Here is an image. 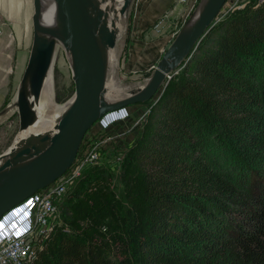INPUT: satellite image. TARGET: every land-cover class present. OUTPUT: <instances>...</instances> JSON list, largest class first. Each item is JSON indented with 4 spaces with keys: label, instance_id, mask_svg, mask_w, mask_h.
I'll list each match as a JSON object with an SVG mask.
<instances>
[{
    "label": "trees",
    "instance_id": "trees-1",
    "mask_svg": "<svg viewBox=\"0 0 264 264\" xmlns=\"http://www.w3.org/2000/svg\"><path fill=\"white\" fill-rule=\"evenodd\" d=\"M145 103L118 170L88 166L55 200L35 264H264V178L242 171L264 152V0L216 20Z\"/></svg>",
    "mask_w": 264,
    "mask_h": 264
},
{
    "label": "water",
    "instance_id": "water-1",
    "mask_svg": "<svg viewBox=\"0 0 264 264\" xmlns=\"http://www.w3.org/2000/svg\"><path fill=\"white\" fill-rule=\"evenodd\" d=\"M134 0H121L120 14ZM58 28L41 21L42 0H32L31 44L13 99L0 110V118L15 112L17 131L35 120L38 99L47 73L53 67L55 49L66 54L73 82L69 103L48 134L15 140L0 152V216L15 204L58 178L72 163L84 133L106 112L155 98L170 74L188 61L198 41L213 25L225 0H199L193 12L163 47L141 87L108 101L103 97L105 59L102 48H113L116 34L106 14L94 0H53Z\"/></svg>",
    "mask_w": 264,
    "mask_h": 264
},
{
    "label": "built area",
    "instance_id": "built-area-1",
    "mask_svg": "<svg viewBox=\"0 0 264 264\" xmlns=\"http://www.w3.org/2000/svg\"><path fill=\"white\" fill-rule=\"evenodd\" d=\"M254 1L258 4L263 0ZM243 5H237L234 1L230 10L241 8ZM176 30L171 33L169 39L174 36ZM8 36L10 37V34ZM131 108L119 107L99 117L84 133L75 157L67 169L53 182L27 196L0 216L2 219L10 213L3 223L0 222V233L9 232L8 236L0 239V264H35L47 236L58 223L55 222V200L74 184L85 168L105 162L111 170H118L122 158L114 159L111 155L115 145L120 146L124 155L127 144L131 142L125 133L128 129L118 128L130 117ZM148 108L147 106L143 115L135 120L129 134L139 130Z\"/></svg>",
    "mask_w": 264,
    "mask_h": 264
},
{
    "label": "rangeland",
    "instance_id": "rangeland-1",
    "mask_svg": "<svg viewBox=\"0 0 264 264\" xmlns=\"http://www.w3.org/2000/svg\"><path fill=\"white\" fill-rule=\"evenodd\" d=\"M138 0H134L131 4V6L128 8L126 13V26L124 29L123 34L119 37L118 41L115 45H117L119 50L118 55V61H117V68L116 71L112 75V80L115 83V86L121 87L123 85H127L129 83H140L143 82L144 79L150 74L152 68L149 66L148 60H152V56L157 53V49L155 48H142V32H140L138 26L136 24V11L138 10V4L136 5ZM199 0H196L194 5L189 10L188 14L185 17V20L188 18V16L193 12L195 9V6L197 5ZM237 5L248 3L249 1L253 0H225L223 5L221 6L216 19L221 18L224 14L227 12H230V8L233 5V2ZM163 16V15H162ZM163 17H157L154 20V25L156 22H160ZM216 21V20H215ZM183 23V22H182ZM181 23V24H182ZM159 27L163 30L160 32L161 35H166L171 33L177 29V27H180V22L178 25H175L172 29H170V26H164V24L161 26L159 24ZM169 27V28H168ZM178 30V29H177ZM176 30V31H177ZM141 45V46H140ZM140 50L144 51V54L141 55ZM159 50V49H158ZM139 54V55H137ZM140 52V53H139ZM162 50L159 51V54ZM159 57V56H158ZM158 59V58H157ZM155 59V60H157ZM179 67L174 70L170 75L177 72ZM51 78H52V86H53V100L55 102V105L60 107L63 106L68 100L71 99V95L73 94V82L71 79V71L69 67V62L67 59L66 52L60 47H56L55 49V57L53 61V67L51 70ZM155 98H152L150 101L152 102ZM149 103V102H148ZM131 115L130 117L122 123L118 128L122 129H128L126 130V136L129 139V141H132L133 135L136 134V131L134 134H129L131 131L130 129L134 127L135 120L143 115L145 108L147 107V104L145 103H137L133 104L131 106ZM61 111H58L57 116H59ZM0 119V152L5 150V148L11 144L12 140L15 141L18 131H17V115L15 112L11 113L7 117ZM56 119V117H55ZM111 158L114 159L120 157L123 158V152L120 149V146H113ZM260 156L252 158L250 167L252 169V163L257 165V168L254 170L252 169V172L247 174L245 170H242L244 175L243 176V183L249 184V182L252 184L254 177V171L258 173V178H264V152L263 149L259 151ZM233 165V170L235 172H239L240 169H238V165H235L231 162ZM254 164V166H255ZM113 182L116 184L118 180V174L113 173ZM238 190H241L238 186L234 185ZM254 186V184H253ZM240 198V196H236ZM238 210L239 214L247 213L248 208H243L241 206L235 208ZM237 216V214H236Z\"/></svg>",
    "mask_w": 264,
    "mask_h": 264
},
{
    "label": "crops",
    "instance_id": "crops-1",
    "mask_svg": "<svg viewBox=\"0 0 264 264\" xmlns=\"http://www.w3.org/2000/svg\"><path fill=\"white\" fill-rule=\"evenodd\" d=\"M195 2L196 0L137 1L136 27L142 32V48L157 49L152 60H148V67L152 68L159 56L156 55L170 37V33L160 34L163 30L159 24L170 26V29L179 22L181 25ZM31 14L32 0H0V110L13 99L26 63L32 38ZM157 17L163 18L152 25ZM140 52L141 55L144 54L143 50Z\"/></svg>",
    "mask_w": 264,
    "mask_h": 264
},
{
    "label": "bare ground",
    "instance_id": "bare-ground-1",
    "mask_svg": "<svg viewBox=\"0 0 264 264\" xmlns=\"http://www.w3.org/2000/svg\"><path fill=\"white\" fill-rule=\"evenodd\" d=\"M96 8L105 12L107 26L114 30L116 34V42L123 34L126 26L125 14H120L119 9L121 6V0H94ZM41 21L48 29H57L58 21L56 14V7L53 0H42L41 3ZM103 57L105 59V83L103 97L108 101L116 100L124 95H127L134 87H141L143 82L129 83L121 87L115 86L112 80V75L116 71L119 50L117 45L113 48H102ZM68 57V53H67ZM68 100L63 106H56L53 100V86L50 72L47 73L43 85L40 90L38 99L33 103V111L35 113L34 122L25 128L18 131L15 140H20L25 137H34L37 135L48 134L53 130L54 123L57 119L58 111L69 103ZM61 113V112H60ZM56 117V119H55ZM1 119V118H0ZM7 227V226H6Z\"/></svg>",
    "mask_w": 264,
    "mask_h": 264
},
{
    "label": "clouds",
    "instance_id": "clouds-1",
    "mask_svg": "<svg viewBox=\"0 0 264 264\" xmlns=\"http://www.w3.org/2000/svg\"><path fill=\"white\" fill-rule=\"evenodd\" d=\"M9 215H10V213H8V214H6L5 216H3V218L0 219V222L3 223L4 220L6 219V217H8ZM8 235H9V232H8V231H6V232L3 231V232L0 233V239L6 237V236H8Z\"/></svg>",
    "mask_w": 264,
    "mask_h": 264
}]
</instances>
